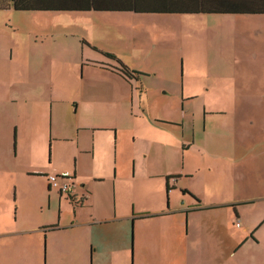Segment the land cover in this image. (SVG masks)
<instances>
[{
  "label": "crops",
  "instance_id": "1",
  "mask_svg": "<svg viewBox=\"0 0 264 264\" xmlns=\"http://www.w3.org/2000/svg\"><path fill=\"white\" fill-rule=\"evenodd\" d=\"M107 60L82 75L117 84L120 100L99 102L103 92L92 87L32 103L47 106L50 132L35 157L12 168L14 197L0 203V264H264V133L242 134L237 159L226 151L219 176L195 182L199 168L188 157L195 133L187 135L182 122L156 121L139 102L136 111L133 80ZM17 144L15 133L5 155L7 143H0V173L10 167L7 156H18ZM65 172L72 175L70 195L48 182ZM25 182L34 186L25 189Z\"/></svg>",
  "mask_w": 264,
  "mask_h": 264
},
{
  "label": "rangeland",
  "instance_id": "2",
  "mask_svg": "<svg viewBox=\"0 0 264 264\" xmlns=\"http://www.w3.org/2000/svg\"><path fill=\"white\" fill-rule=\"evenodd\" d=\"M104 53L140 73L132 79L136 111L139 102L156 121L182 122L187 135L195 133L198 144L188 154L199 168L195 182L216 179L226 151L237 159L242 134L264 133V17L0 11V143H7L5 155L15 133L18 143V156H7L10 167L0 173V203L14 197L12 168L48 138L47 106L34 101L71 99L92 87L103 92L99 102L120 100L117 84L82 75V68L99 70Z\"/></svg>",
  "mask_w": 264,
  "mask_h": 264
},
{
  "label": "trees",
  "instance_id": "3",
  "mask_svg": "<svg viewBox=\"0 0 264 264\" xmlns=\"http://www.w3.org/2000/svg\"><path fill=\"white\" fill-rule=\"evenodd\" d=\"M16 12L84 11L133 12L171 15H264V0H0V11ZM115 70L126 80L139 72L130 69L110 53Z\"/></svg>",
  "mask_w": 264,
  "mask_h": 264
},
{
  "label": "built area",
  "instance_id": "4",
  "mask_svg": "<svg viewBox=\"0 0 264 264\" xmlns=\"http://www.w3.org/2000/svg\"><path fill=\"white\" fill-rule=\"evenodd\" d=\"M71 178L72 175L65 172L59 175L48 176V182L50 186L57 188L60 192L70 195L73 192V182Z\"/></svg>",
  "mask_w": 264,
  "mask_h": 264
}]
</instances>
